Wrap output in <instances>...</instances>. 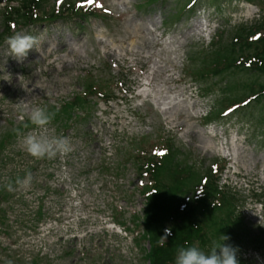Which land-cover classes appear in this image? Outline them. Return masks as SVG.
<instances>
[{"label": "rangeland", "instance_id": "374dc122", "mask_svg": "<svg viewBox=\"0 0 264 264\" xmlns=\"http://www.w3.org/2000/svg\"><path fill=\"white\" fill-rule=\"evenodd\" d=\"M84 2L81 10L95 16L88 20L89 26L66 25L68 43L72 42L71 49L82 51L81 57L69 55L62 41H57L52 52L44 51L42 45L33 46L26 57L15 56L9 41L0 48V264H144L141 248L147 246L140 236L145 229L146 200L142 192L148 184L139 178L134 161L144 139L172 143L181 153L179 158L196 172L217 160L224 169L233 167L246 176L248 182L236 179L232 172L222 175L244 200L240 210L251 236L256 235L260 216L264 220V101L243 116L232 112L221 124L205 126L203 115L212 97L203 99L201 85L184 67L187 52L206 46L217 30L258 21L264 14V0H249L250 4L244 0L203 1L199 17L219 22L205 32V20L193 27L176 26V15L168 24L166 15L157 16V4L138 9L146 0ZM201 32L203 41L196 38ZM17 35L25 37L23 32H14L13 37ZM98 35L107 47L97 43ZM54 39V35L47 36L48 41ZM81 68L85 75L69 80L67 72L78 75ZM89 75L96 77L97 86L100 80L107 81L106 94L120 97L101 113L98 97L84 90ZM65 87L74 90L75 101L84 102L69 111V155L63 161L60 152L41 160L29 159L21 140L38 127H26L23 121H31L32 104L42 96H47L48 103L41 108L51 114L61 112L65 100H56L69 95L60 94ZM35 88L41 93L32 91ZM77 88L86 94L81 96ZM130 93L134 100H129ZM123 96L128 101L121 102ZM51 105L59 111L51 110ZM173 108L185 112L163 114ZM50 113L54 124L44 127L53 129L55 138L65 139L61 127L65 119ZM20 162L27 167L22 169ZM255 195L263 197L256 199ZM137 241H142L141 247ZM38 251L41 259L34 255ZM252 259L245 257L247 263Z\"/></svg>", "mask_w": 264, "mask_h": 264}, {"label": "trees", "instance_id": "16d2710c", "mask_svg": "<svg viewBox=\"0 0 264 264\" xmlns=\"http://www.w3.org/2000/svg\"><path fill=\"white\" fill-rule=\"evenodd\" d=\"M9 1L18 3L19 7L7 11L6 31V22H10L11 17L17 25L29 24L34 19V11L43 10L46 3V0ZM69 8L68 11L71 12L73 8ZM202 60V67L193 71L195 81L203 85L214 80L223 82L219 85L220 97L213 113L216 115L214 119L219 118L227 109L246 101L259 106L264 100V16L249 27H237L226 40L223 35H219L208 51L203 53ZM214 87L215 81L207 86V91L213 93L211 88ZM170 156L172 155L166 156L161 163H152L153 167L149 164L145 166V171L151 172L156 181L153 194L147 197L149 209L146 236L150 252L146 258L150 264H175L178 249L185 246H197L208 253L214 244L222 243L224 236L229 238L226 243L236 249V254L243 245L256 251H264L263 232L251 238L248 231L242 229L240 236L235 234L233 237L231 228H240L242 224L235 217L236 201L229 194L217 192L210 170L205 172L206 180L203 185L207 180L208 182L204 185L202 195L181 210L183 199L176 198V191L186 189L187 184H197L199 179L195 180L191 174H185L187 172L171 162ZM166 170L176 173L168 174L171 178L168 179L164 172ZM182 174L188 179L183 184L179 183ZM165 181L175 184L176 189H182H169V184ZM165 229H171L172 235L161 243ZM238 264L243 262L238 261Z\"/></svg>", "mask_w": 264, "mask_h": 264}, {"label": "clouds", "instance_id": "9594fccd", "mask_svg": "<svg viewBox=\"0 0 264 264\" xmlns=\"http://www.w3.org/2000/svg\"><path fill=\"white\" fill-rule=\"evenodd\" d=\"M9 43L15 56L26 57L32 48L33 40L29 37L17 35L11 37ZM30 119L37 126H44L50 122L46 110L42 108L34 109ZM23 143L26 151L35 157H43L45 155L53 157L57 152L64 153L70 150L68 141L63 138L53 137L49 139L29 135L24 139ZM28 179L23 181V183L27 184ZM171 235V229H165V234L161 237V243ZM228 239V237L224 236L222 243L214 244L208 253L197 246L181 247L176 254L175 264H238L236 249L226 243Z\"/></svg>", "mask_w": 264, "mask_h": 264}, {"label": "snow or ice", "instance_id": "6c2138e0", "mask_svg": "<svg viewBox=\"0 0 264 264\" xmlns=\"http://www.w3.org/2000/svg\"><path fill=\"white\" fill-rule=\"evenodd\" d=\"M63 0H58V3H62ZM88 3H94V0H87ZM81 7H83V5H81ZM102 7V6H101Z\"/></svg>", "mask_w": 264, "mask_h": 264}]
</instances>
